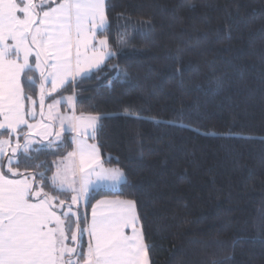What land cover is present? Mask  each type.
<instances>
[{
    "label": "trees",
    "instance_id": "1",
    "mask_svg": "<svg viewBox=\"0 0 264 264\" xmlns=\"http://www.w3.org/2000/svg\"><path fill=\"white\" fill-rule=\"evenodd\" d=\"M108 7L113 50L126 32L135 54L107 63L130 80L91 74L74 89L76 111L106 117L92 142L128 181L94 190L87 214L98 200L136 201L149 264H264V0Z\"/></svg>",
    "mask_w": 264,
    "mask_h": 264
},
{
    "label": "snow or ice",
    "instance_id": "2",
    "mask_svg": "<svg viewBox=\"0 0 264 264\" xmlns=\"http://www.w3.org/2000/svg\"><path fill=\"white\" fill-rule=\"evenodd\" d=\"M108 11V0H0V264H149L136 201L98 200L90 221L81 211L94 186L128 181L88 143L106 117L76 111L74 89L91 74L130 80L107 63L135 54L126 32L113 50ZM68 144L74 150L58 156Z\"/></svg>",
    "mask_w": 264,
    "mask_h": 264
},
{
    "label": "crops",
    "instance_id": "3",
    "mask_svg": "<svg viewBox=\"0 0 264 264\" xmlns=\"http://www.w3.org/2000/svg\"><path fill=\"white\" fill-rule=\"evenodd\" d=\"M61 111H64V109L62 108ZM57 130H59V129H57ZM69 134H71V133H69ZM71 135H72V134H71ZM0 138H4V137H0ZM88 143H90V144H94V143L92 142V140H89ZM72 147H73V149H72V151H73V150H74V145H72ZM116 187H118V186H116ZM116 187H113V186L108 185V184H99V185L94 186V190H98V189H102V188H116ZM108 200H113V199H108ZM81 211H85V208H84V206H83V202H82V204H81ZM90 212H91V210H90L89 213H88V219H89V214H90Z\"/></svg>",
    "mask_w": 264,
    "mask_h": 264
},
{
    "label": "rangeland",
    "instance_id": "4",
    "mask_svg": "<svg viewBox=\"0 0 264 264\" xmlns=\"http://www.w3.org/2000/svg\"><path fill=\"white\" fill-rule=\"evenodd\" d=\"M69 199H70V197H69ZM75 207V206H74ZM90 219H91V212H90V214H89V221H90ZM86 243H87V237L85 236V246H86Z\"/></svg>",
    "mask_w": 264,
    "mask_h": 264
}]
</instances>
